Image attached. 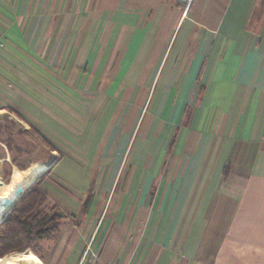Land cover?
<instances>
[{
    "label": "crops",
    "instance_id": "1",
    "mask_svg": "<svg viewBox=\"0 0 264 264\" xmlns=\"http://www.w3.org/2000/svg\"><path fill=\"white\" fill-rule=\"evenodd\" d=\"M0 40V118L95 123L41 264H264V0H0Z\"/></svg>",
    "mask_w": 264,
    "mask_h": 264
},
{
    "label": "rangeland",
    "instance_id": "2",
    "mask_svg": "<svg viewBox=\"0 0 264 264\" xmlns=\"http://www.w3.org/2000/svg\"><path fill=\"white\" fill-rule=\"evenodd\" d=\"M64 91V89H58L57 94L52 98L50 104V111L52 112L51 114H54V116L58 117V135L46 136L47 130L42 129L43 131H39V133L43 135L42 137L54 142L53 145L58 148L56 156L51 155V153L48 151V147L45 145V140L41 137L36 138V136H28L26 137V139H24L26 141V144L24 143L25 141H22L21 139H18L17 144L19 147L25 149V151L22 153L23 155L21 156V160H25L27 163L34 159H51L52 164H47L48 167L46 168V170L36 176V178L34 179L36 183L34 185H36V188L40 190L41 194L48 196L46 204L49 206L50 209L54 205L57 206V208L54 210L49 209L51 213L54 214L56 212H61L63 214V217L59 221V227L61 226L60 224H63V226L73 225L75 227H80L84 225L83 217L85 214V210H83L82 207L83 201L85 199L83 197L87 193V190L83 189L87 186H82L81 184L73 185L71 182L68 183L67 180H71V178L78 180L81 177L100 176V174L95 173L94 170L89 169L91 164L93 165V162L90 161V158H87L89 149V145L87 143L88 132L89 129L92 128L93 124L95 123L93 121H80L81 116L79 114L80 109L83 107L82 98L84 96L78 94L80 95L79 99L75 96V93L70 94L69 92L66 93ZM90 96L94 97L93 95ZM87 98L89 97H86L84 99L90 100ZM66 107L71 111L75 118V120L72 122L67 119L66 120L68 122L65 120L64 116L66 114L71 115L69 113V110L66 112ZM94 107L97 108V105ZM144 125L145 124L143 121H138L137 126L135 125L136 132L138 131V129L145 127ZM30 140H32V142ZM1 145L0 178L6 183L12 177L11 172L13 174V166L11 164V162H13V156H17L19 155V153H10L11 161H8L7 163V149L2 147ZM97 149L95 151L93 150V153H95L94 162L96 161L98 156ZM128 153L129 152H127L126 156L129 157ZM127 158H125V161H123L125 162L124 164H128L129 160ZM88 161L89 163L87 167L86 162ZM34 163L37 162H33L31 164L33 165ZM37 164H35L33 167H36ZM125 172V170H122L123 176L125 175ZM66 177H68V179H66ZM30 187L31 185H28L26 188L29 189ZM26 188L17 196L16 199H19L24 195ZM88 188H93V185L88 186ZM72 196L77 201H73L71 198ZM64 197H66V199H68L69 201L64 200ZM40 249L41 248L38 242L35 247L28 249V252L34 253L41 259V261H43L40 256ZM92 255L94 259L97 258L95 254Z\"/></svg>",
    "mask_w": 264,
    "mask_h": 264
},
{
    "label": "trees",
    "instance_id": "3",
    "mask_svg": "<svg viewBox=\"0 0 264 264\" xmlns=\"http://www.w3.org/2000/svg\"><path fill=\"white\" fill-rule=\"evenodd\" d=\"M28 136L43 138L50 153L57 149L49 140L42 137L43 135L36 128L25 129V127H19L16 120L7 117L0 118V143L5 144L11 154L19 153V155L13 156L11 164L17 166L18 170L23 173L39 163L29 164L32 161H39L38 159L31 160L29 163L21 160L25 149L19 147L17 141L18 139L25 141L24 139ZM30 141L32 142V140ZM24 143L26 144V141ZM41 161H44L46 165L52 164L51 159H42ZM6 162L8 163V160ZM11 175H13L12 172ZM9 182L10 180L6 183ZM35 183V181L30 183L31 187L26 188L24 195L17 199L1 216L0 260L12 252L28 251L35 247L40 240L52 237L59 230V221L63 214L61 212L51 213L50 210L56 209L57 206L49 208L46 204L48 196L41 194L34 185Z\"/></svg>",
    "mask_w": 264,
    "mask_h": 264
},
{
    "label": "bare ground",
    "instance_id": "4",
    "mask_svg": "<svg viewBox=\"0 0 264 264\" xmlns=\"http://www.w3.org/2000/svg\"><path fill=\"white\" fill-rule=\"evenodd\" d=\"M189 1V0H188ZM6 160H10L8 157ZM47 165L39 163L26 172L14 168L9 183L0 185V215L17 198V196L32 182L38 174L45 171ZM0 264H41L40 259L32 252L10 253L0 260Z\"/></svg>",
    "mask_w": 264,
    "mask_h": 264
},
{
    "label": "water",
    "instance_id": "5",
    "mask_svg": "<svg viewBox=\"0 0 264 264\" xmlns=\"http://www.w3.org/2000/svg\"><path fill=\"white\" fill-rule=\"evenodd\" d=\"M34 181V180H33ZM32 181V182H33ZM32 182H30V183H32ZM1 184H3V181L1 180V178H0V185ZM17 201V199H15V200H13V202L8 206V208L6 209V210H4L3 212H2V214L4 213V212H6L15 202ZM2 214L0 215V219H1V216H2Z\"/></svg>",
    "mask_w": 264,
    "mask_h": 264
},
{
    "label": "built area",
    "instance_id": "6",
    "mask_svg": "<svg viewBox=\"0 0 264 264\" xmlns=\"http://www.w3.org/2000/svg\"><path fill=\"white\" fill-rule=\"evenodd\" d=\"M180 1L191 2L192 0H189V1L188 0H180ZM3 46H4V43L2 40H0V49L3 48Z\"/></svg>",
    "mask_w": 264,
    "mask_h": 264
}]
</instances>
